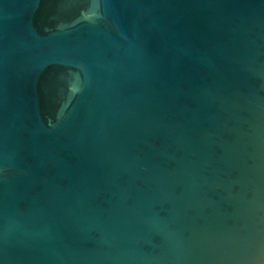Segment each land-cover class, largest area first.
<instances>
[{
    "label": "water",
    "instance_id": "obj_1",
    "mask_svg": "<svg viewBox=\"0 0 264 264\" xmlns=\"http://www.w3.org/2000/svg\"><path fill=\"white\" fill-rule=\"evenodd\" d=\"M0 264H264V0H0Z\"/></svg>",
    "mask_w": 264,
    "mask_h": 264
}]
</instances>
